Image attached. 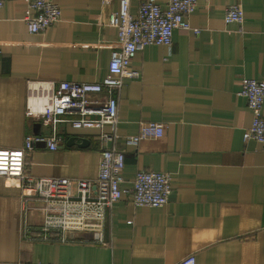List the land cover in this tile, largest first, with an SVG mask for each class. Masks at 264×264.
Returning a JSON list of instances; mask_svg holds the SVG:
<instances>
[{
	"label": "crops",
	"instance_id": "0c3cea01",
	"mask_svg": "<svg viewBox=\"0 0 264 264\" xmlns=\"http://www.w3.org/2000/svg\"><path fill=\"white\" fill-rule=\"evenodd\" d=\"M54 1L62 19L41 32L29 31L25 0H5L0 10V148L49 135L25 113L38 82L99 81L109 72L118 31L106 20L120 0ZM141 1L131 0L133 12ZM231 4L242 7L241 22L226 21ZM188 18L200 32L176 28L170 46L139 49L131 60L138 75L116 93L121 136L138 134L144 122L165 128L136 146L118 142L128 190L107 210L103 240L89 231L43 238L39 204L24 213L22 187L0 175V264H175L188 254L196 264H264V142L245 141L253 112L240 94L242 77L264 79V0H200ZM61 130L56 150L34 142L27 169L94 180L99 130ZM141 169L172 176L166 204L133 202Z\"/></svg>",
	"mask_w": 264,
	"mask_h": 264
},
{
	"label": "built area",
	"instance_id": "2783aa9c",
	"mask_svg": "<svg viewBox=\"0 0 264 264\" xmlns=\"http://www.w3.org/2000/svg\"><path fill=\"white\" fill-rule=\"evenodd\" d=\"M25 1V20L31 32L44 31L62 19L61 7L54 0ZM199 1L168 0L164 7L156 0H142L133 12L131 0H120L119 10L110 12L106 20L117 28L118 47L112 51L109 72L101 80H43L30 88L25 113L50 127V133L47 136L28 134L23 148H0V175L22 187L24 213L33 210L34 203L39 204L43 238L58 234L62 238L74 237L89 231L98 241L103 240L107 210L128 190L122 187L126 150L118 142L136 146L143 138L162 136L165 128L158 122H144L138 134L121 136L116 93L126 77L138 75L131 69V60L139 49L148 44L170 46L176 28L200 32L188 18ZM4 3L5 0H0V10ZM226 10L228 23L243 20L244 11L239 4H231ZM240 94L246 96L253 112L244 139L264 142V79L242 77ZM65 123L78 129L99 130L101 161L94 180L35 176L27 169L26 159L35 141H46L51 150L63 144L60 133ZM135 178L129 189L135 204L162 206L169 201L173 180L169 173L141 169ZM196 263V255L188 254L175 264Z\"/></svg>",
	"mask_w": 264,
	"mask_h": 264
},
{
	"label": "rangeland",
	"instance_id": "374dc122",
	"mask_svg": "<svg viewBox=\"0 0 264 264\" xmlns=\"http://www.w3.org/2000/svg\"><path fill=\"white\" fill-rule=\"evenodd\" d=\"M45 127V130H46V133H48L50 131V127L48 126H44Z\"/></svg>",
	"mask_w": 264,
	"mask_h": 264
}]
</instances>
